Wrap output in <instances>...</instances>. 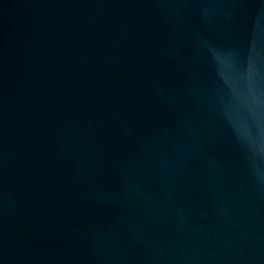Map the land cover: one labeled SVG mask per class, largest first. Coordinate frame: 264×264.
<instances>
[{"label": "water", "instance_id": "obj_1", "mask_svg": "<svg viewBox=\"0 0 264 264\" xmlns=\"http://www.w3.org/2000/svg\"><path fill=\"white\" fill-rule=\"evenodd\" d=\"M0 264H264V0H0Z\"/></svg>", "mask_w": 264, "mask_h": 264}]
</instances>
